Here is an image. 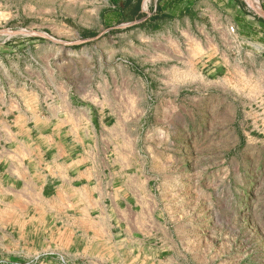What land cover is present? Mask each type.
<instances>
[{
    "label": "rangeland",
    "instance_id": "1",
    "mask_svg": "<svg viewBox=\"0 0 264 264\" xmlns=\"http://www.w3.org/2000/svg\"><path fill=\"white\" fill-rule=\"evenodd\" d=\"M171 1L122 0L114 10L108 0H0L1 84L83 77L112 113L128 111L136 155L155 177L157 208L141 222L160 239V227L170 231L166 251L145 236L143 264H264V36H250L264 24L243 17H262L264 0H227L241 13L226 0L208 7L224 30L201 35L191 56L183 24L146 22L155 3Z\"/></svg>",
    "mask_w": 264,
    "mask_h": 264
},
{
    "label": "crops",
    "instance_id": "2",
    "mask_svg": "<svg viewBox=\"0 0 264 264\" xmlns=\"http://www.w3.org/2000/svg\"><path fill=\"white\" fill-rule=\"evenodd\" d=\"M108 1L114 10L121 7L122 0ZM210 1L155 3L146 22L168 18L177 28L183 24L178 38L191 56L201 35L214 40L224 30L222 15L215 13L223 6ZM243 17L264 24L258 14L246 11ZM208 22L214 23L211 30ZM256 29L250 36L263 37L264 30ZM170 45L173 53L181 48ZM86 81L77 76L17 85L0 81V263L143 264L145 236L149 247L170 246L168 227L159 228L160 239L154 226L144 228L141 222L157 208L155 177L144 173V161L136 155L137 132L127 126L128 111L112 113L105 96L100 100ZM132 98L141 102L137 92ZM142 116L136 110L135 118Z\"/></svg>",
    "mask_w": 264,
    "mask_h": 264
},
{
    "label": "bare ground",
    "instance_id": "3",
    "mask_svg": "<svg viewBox=\"0 0 264 264\" xmlns=\"http://www.w3.org/2000/svg\"><path fill=\"white\" fill-rule=\"evenodd\" d=\"M249 1V0H248ZM251 2H253L255 5H258V2H257V0H250ZM252 3V4H253Z\"/></svg>",
    "mask_w": 264,
    "mask_h": 264
},
{
    "label": "water",
    "instance_id": "4",
    "mask_svg": "<svg viewBox=\"0 0 264 264\" xmlns=\"http://www.w3.org/2000/svg\"><path fill=\"white\" fill-rule=\"evenodd\" d=\"M248 12V10H246ZM263 20H264V15L262 16Z\"/></svg>",
    "mask_w": 264,
    "mask_h": 264
}]
</instances>
